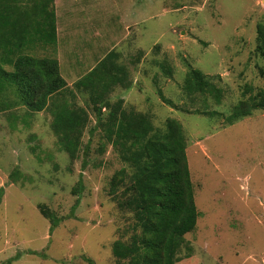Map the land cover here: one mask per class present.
<instances>
[{
  "label": "rangeland",
  "instance_id": "374dc122",
  "mask_svg": "<svg viewBox=\"0 0 264 264\" xmlns=\"http://www.w3.org/2000/svg\"><path fill=\"white\" fill-rule=\"evenodd\" d=\"M60 11L68 13V24H80L67 33L64 51L81 69L92 50L100 55L103 42L124 36L123 17H140L115 50L132 42L139 60L145 55L121 97L126 107L150 114L155 126L172 117L183 128L198 216L175 264H264V110L231 116L245 85L264 87V55L255 51L264 0H64ZM131 48L126 52L134 58ZM26 53L54 57L50 47ZM190 68L221 88L219 103L208 94L192 101L184 93ZM72 97L66 96L69 107L87 106V94ZM50 116L22 106L0 112V264L9 258L8 264H116L113 241L132 233L129 213L113 200L118 189L110 192L108 184L123 163L109 144L98 151L99 128L88 131L93 114L82 137L88 152L82 147L71 160ZM39 204L57 215L55 224Z\"/></svg>",
  "mask_w": 264,
  "mask_h": 264
},
{
  "label": "trees",
  "instance_id": "16d2710c",
  "mask_svg": "<svg viewBox=\"0 0 264 264\" xmlns=\"http://www.w3.org/2000/svg\"><path fill=\"white\" fill-rule=\"evenodd\" d=\"M44 1L36 0V5ZM256 31L255 51L264 55V24L258 23ZM55 43L53 10L27 13L0 6V112L21 106L34 112H49L52 130L71 160L79 157L82 147L88 152L89 140L84 144L82 137L93 114L95 123L88 131L99 128L103 143L98 151L103 153L109 144L123 163L108 184L110 192L118 189L113 200L119 210L129 213L132 233L127 241H113L115 263L175 264L184 236L195 229L198 216L182 125L168 117L164 127L155 126L150 114L126 107L122 98L104 99L102 89L88 93L85 103L90 110L75 104L52 108V96L68 88L58 61L55 57L26 52L34 46L53 50ZM113 54H107L74 85L88 86L87 81L98 75L107 62L111 63ZM161 67L171 72L164 65ZM122 86L128 88L130 83ZM182 89L192 101L204 100L205 94L217 103L221 101V88L196 68L188 70ZM254 109L264 110V87L254 90L245 85L242 98L231 107V116L248 114ZM13 176L14 171L10 173ZM80 184L81 178L76 187ZM38 207L51 226L57 222V215L47 205ZM8 263L10 258L3 264Z\"/></svg>",
  "mask_w": 264,
  "mask_h": 264
},
{
  "label": "crops",
  "instance_id": "0c3cea01",
  "mask_svg": "<svg viewBox=\"0 0 264 264\" xmlns=\"http://www.w3.org/2000/svg\"><path fill=\"white\" fill-rule=\"evenodd\" d=\"M25 1V2H23ZM51 1V2H48ZM7 6L9 10L20 11V12H27V13H49L53 10L55 13V25H56V43L52 53L54 57L58 61L59 71L63 79L66 81L67 90L63 93H58L52 96V108H55L60 105H72L71 103L66 102V96L70 95L75 97L76 91L79 93H85L88 96L90 91H97L95 81H99L98 76L90 79L87 81L88 86L84 87L83 85L76 86L74 83L81 79L84 75L90 72L94 67L98 65V63L110 53H114L111 56V63L106 64V69L104 67L101 68L98 75L103 78V85L105 90L109 92V99L110 101H115L117 98H124L121 97V93L124 90H127L132 87V82L135 80L133 79L134 73L138 71L139 66H142L144 61L145 55L141 56L140 60L136 56L137 49L135 44L132 42H128L123 46V51H115L116 49H120L122 46V42L131 35L130 30L131 27L135 24H138L140 21V17L131 18L129 15L123 17V21L120 25V28L123 29L124 36L122 38H118L114 36L111 42H103L102 44L106 45L105 49L100 55H92L93 50L90 52V55L86 58H82L84 67L81 69L80 66L75 63V61L69 57V55L64 51L65 49V40L67 39V33L70 30H74L78 28V31L81 29L79 28L80 24L76 22H72L68 24L66 19L68 13H63L64 11H60V8L64 6V0H45L42 4L39 3L36 5V0H0V6ZM72 3L69 4V6ZM73 7V6H70ZM127 14V13H126ZM134 15V14H133ZM142 17V15H141ZM143 18H141L142 21ZM77 33V32H76ZM82 33V31H80ZM114 40V41H113ZM99 42V41H98ZM96 42V43H98ZM132 47V48H131ZM135 50V57L132 58L129 55V52H126V49ZM125 54H121L124 53ZM96 53V52H95ZM127 54V55H126ZM128 57V64L126 67L120 65L125 59ZM109 59V60H110ZM61 62L64 64V74L61 70ZM139 73V71H138ZM118 81V82H116ZM100 82V81H99ZM128 88L123 87L124 84H129ZM89 87V88H88ZM74 88L76 90H74ZM101 88V87H98ZM102 89V88H101ZM121 91V92H120ZM120 92V94H119ZM120 96H119V95ZM72 97V98H73ZM107 97V95H106ZM137 109V108H136Z\"/></svg>",
  "mask_w": 264,
  "mask_h": 264
}]
</instances>
